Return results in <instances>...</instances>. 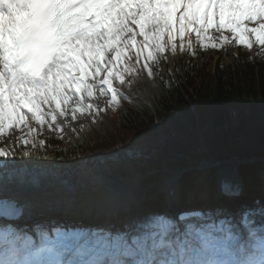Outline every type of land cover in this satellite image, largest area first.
Listing matches in <instances>:
<instances>
[{
  "label": "snow or ice",
  "instance_id": "snow-or-ice-1",
  "mask_svg": "<svg viewBox=\"0 0 264 264\" xmlns=\"http://www.w3.org/2000/svg\"><path fill=\"white\" fill-rule=\"evenodd\" d=\"M225 45L264 56V0H0V142L22 134L0 146V158L16 157L20 145L26 157L43 148L45 127L63 139L79 117L95 124L127 99L117 85L141 71L159 75L169 53L191 58ZM215 211L218 225L183 233L163 216L124 236L37 230L33 241L6 228L0 264H264V223L254 226L246 208L238 224Z\"/></svg>",
  "mask_w": 264,
  "mask_h": 264
},
{
  "label": "trees",
  "instance_id": "trees-1",
  "mask_svg": "<svg viewBox=\"0 0 264 264\" xmlns=\"http://www.w3.org/2000/svg\"><path fill=\"white\" fill-rule=\"evenodd\" d=\"M232 47L237 49L236 57L223 49L207 50L194 63L187 54L175 67L177 81L170 78L153 114L127 106L115 120L113 132L78 142L77 148L52 134L49 153L59 172L71 175L83 165L95 176L118 180L210 159L264 157V56L257 60L255 50L251 54L242 46ZM163 70L170 76L166 64ZM260 164L239 167L247 187L259 183L254 175ZM203 177L199 189H192L186 177L180 197L201 191L208 180ZM154 190L149 188L148 193ZM262 204L257 198L245 206L252 210Z\"/></svg>",
  "mask_w": 264,
  "mask_h": 264
},
{
  "label": "rangeland",
  "instance_id": "rangeland-1",
  "mask_svg": "<svg viewBox=\"0 0 264 264\" xmlns=\"http://www.w3.org/2000/svg\"><path fill=\"white\" fill-rule=\"evenodd\" d=\"M230 36V34H228ZM193 41H195V36L193 35L191 38ZM223 50L225 49L224 47L222 48ZM229 55H235L236 51L232 50L231 48H228L226 50ZM202 53L204 51L200 50L199 48L196 49L195 54L198 56L199 53ZM187 53H180L179 51L176 53V55L168 54L166 60L167 64L169 65V68L172 70V74L174 75L175 71V66L180 65L179 61L180 58H184V56ZM208 56H212L211 54ZM207 56V57H208ZM214 64V63H213ZM145 82L146 86L143 88V83L141 81V84L138 86H135L134 84L130 83L127 81V83L123 86L120 87V85H117L120 89L124 90V92H121L122 95L126 96L127 99H121L118 108L119 112L122 114L125 113V104H129L131 107H145L147 110L150 112H154L155 110L158 109L160 106V103L163 100V96L165 95L164 93V82L163 79L160 78L158 75L149 78L146 73L141 71L139 73ZM176 75V72H175ZM174 75V76H175ZM143 96L146 97V103L145 105L143 103H140L137 100L142 99ZM97 105L101 108H106V98L103 97H97ZM124 105V107H123ZM120 118V115L118 116ZM96 123L93 124L92 121L89 118L86 117H81V121L78 120L75 122V127H70V129L62 131L61 135L62 137L70 140L69 142L74 143L77 140H81L83 142H88L90 136H97L98 134L105 136L108 135L109 133L113 132L114 129V123L116 121L112 119V117L108 116V111L101 113L99 116L96 117ZM81 125H83V130L81 131ZM49 134V131L45 127L43 130L42 135L38 136L37 139H44L46 140L47 136ZM22 135L21 133H15L12 137L11 140H8L6 144L0 142V146H6L11 148L12 145L16 141V137ZM25 146L20 145L19 148H17V152L19 153L16 157L14 158H9L7 160L0 158V164L3 165V168L6 169L5 172H3L2 177H3V184L7 185L8 187H12L16 183V178L14 177L15 175H21L22 179L25 180L26 182V187H29L33 189L32 183L34 179L38 178L37 176H42L48 172H51L54 175V179H48L49 183H53L54 185V191L56 194H50L54 198L53 200L57 199H63V198H82L87 195V197L91 196H98V194H102L103 192L107 190H112L111 188L115 187L112 186V184H109L108 187L102 188V189H87L90 187L89 185H106L107 183L100 178H95L93 174L89 170H87L83 165L82 167L77 170L76 172L73 173L72 177H69L67 179H64L65 182L63 181L62 177L58 176L57 170H56V165L54 161L51 159V157L47 154L45 146L43 148L37 147V149L33 150L34 153L30 156H23L19 152L21 148H24ZM30 147V146H28ZM113 148L116 149L117 146L113 145ZM210 161V160H209ZM208 162V161H207ZM32 166V167H30ZM228 168L231 167V164H223L220 169L225 170L223 168ZM233 167V166H232ZM231 167V171H234V169ZM219 169V170H220ZM15 171V172H13ZM218 173V172H217ZM168 173L162 174L160 176V186L158 189V192L162 190V187L165 185V182H167L168 179ZM167 176V177H166ZM63 181V182H62ZM67 183L69 184V188L72 189H67ZM130 184L131 189L133 191V199L131 201L136 200L138 202V198L141 199L144 197V189L140 188L141 184L136 182H131ZM164 188V187H163ZM264 190H260V193H262ZM157 192V193H158ZM148 202L144 201L143 204L146 205ZM136 205L131 206V210L135 209ZM143 207V206H142ZM129 209V208H128ZM152 209H147L145 208L142 209V211L138 212V215H133L132 212L130 211L128 214L129 216L134 219H138L140 217H148L147 211H150ZM134 211V210H133ZM239 216L235 215H228L232 220H236V223H239L240 219V214ZM118 217L112 219L114 223L117 220ZM152 218H150L151 220ZM119 228V226H118Z\"/></svg>",
  "mask_w": 264,
  "mask_h": 264
},
{
  "label": "bare ground",
  "instance_id": "bare-ground-1",
  "mask_svg": "<svg viewBox=\"0 0 264 264\" xmlns=\"http://www.w3.org/2000/svg\"><path fill=\"white\" fill-rule=\"evenodd\" d=\"M127 81L134 84L135 86L140 85L141 81H142L143 88H145V86H146V84L143 81L140 74L128 77ZM120 91L124 92V90H122V89H120ZM137 101L145 104L146 103V97L143 96L142 99L140 98V100H137ZM94 103L97 104V100H95ZM78 120L81 121V117H79ZM70 127H75V122H73ZM70 127H67L64 130L70 129ZM17 133H19V132H17ZM30 167H32V166H30ZM5 170L6 169L3 168V165L0 164V196L1 195L5 196L9 200L10 205L13 206L14 211L16 213H17V211L19 212L22 210V208L24 207V204L25 205L26 204L32 205V208L30 209L31 210L30 213L28 212V216H29L30 222L36 224L35 219H32V218L33 217L34 218L44 217V214H46L47 210L50 208V205L52 203V198H54L50 194H56L54 191L55 188H54V186H52L54 184L49 183V181H48V179H54V175L51 172H48L42 176H37L38 178L34 179V181L32 183L33 189L25 186L26 182L24 179H22L20 174L18 176L15 175L14 177L16 178V183L12 187H8L7 185L3 184L4 182H3L2 174H3V172H5ZM13 172H15V171H13ZM226 175H227V173H224L223 177H225ZM171 183L172 182L168 183L165 186L167 187V186L171 185ZM130 187H131L130 185H125V186H121L119 188H115L112 191H107V192L100 194L99 196L93 198L95 200V203L93 204V206L100 207L102 210H104V208L100 205V203L107 206L106 201L109 202V205H114V204L119 203L118 201L120 199H121V201H120L121 203H123L124 201H126L127 203H130L131 196L133 194V191L131 190ZM84 198H86V197H84ZM84 198H83V202L89 204V202L91 200L84 199ZM74 200H77V198H74ZM50 217H53V216H50ZM45 218L46 217H44L43 219H45ZM94 218L101 220L99 217H94ZM92 220H94V219L89 218L87 220V223L91 222ZM118 221L120 223H122V226L119 228L120 230H122L121 231L122 234L129 232V231L133 232L134 230H136V229H133V227H132V224H133L132 221L133 220L128 219V215L119 216ZM143 224H145V223H141V225H143ZM90 227H91V225H90ZM23 229H24L23 224H18L17 231L21 232ZM100 229L102 231L94 230V232L100 233V234H104V233L109 234L110 233V234H113L112 236L118 235V233H117L118 230L116 229V227H114L112 225V222H108V224H104L103 227H101ZM76 233H80V232H76ZM83 233H87L90 235L91 233H93V231L85 230Z\"/></svg>",
  "mask_w": 264,
  "mask_h": 264
},
{
  "label": "water",
  "instance_id": "water-1",
  "mask_svg": "<svg viewBox=\"0 0 264 264\" xmlns=\"http://www.w3.org/2000/svg\"><path fill=\"white\" fill-rule=\"evenodd\" d=\"M247 159H243L242 161H238L235 159V161L241 162V163H245Z\"/></svg>",
  "mask_w": 264,
  "mask_h": 264
}]
</instances>
